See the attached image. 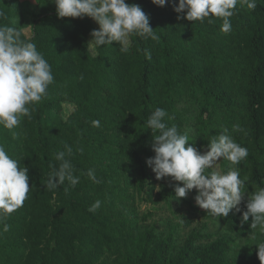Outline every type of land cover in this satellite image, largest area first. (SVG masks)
I'll return each instance as SVG.
<instances>
[{"label":"trees","instance_id":"16d2710c","mask_svg":"<svg viewBox=\"0 0 264 264\" xmlns=\"http://www.w3.org/2000/svg\"><path fill=\"white\" fill-rule=\"evenodd\" d=\"M32 1L35 9L23 0H0V26L35 43L54 77L31 119L20 117L12 130L0 125V145L28 168L30 188L21 208L0 216V264H261L257 245L264 231L242 217L249 194L264 188V0L254 10L238 2L227 33L222 18L178 19L186 13H176L172 0L164 7L126 0L150 17L158 37L130 34L127 52L116 42L90 45L93 19L59 18L54 0ZM158 107L168 126L190 130L189 143L201 152L225 130L248 149L239 164L217 162L222 173L237 168L247 178L241 211L209 215L187 195L175 197L178 182L156 179L146 161L155 156L158 132L147 120ZM65 145L80 182L48 190L59 166L55 154ZM89 169L100 183L88 177ZM96 200L100 209L89 212ZM175 204L190 205L192 217L215 229L201 223L184 235L190 218L155 220L159 210L179 213Z\"/></svg>","mask_w":264,"mask_h":264},{"label":"clouds","instance_id":"9594fccd","mask_svg":"<svg viewBox=\"0 0 264 264\" xmlns=\"http://www.w3.org/2000/svg\"><path fill=\"white\" fill-rule=\"evenodd\" d=\"M168 2L152 0L158 7H164ZM238 2L246 4L248 9L257 7L256 0H179L178 6L176 0H172V6L176 13H186V16L178 15V19L190 22H202L207 18L212 23L213 17L222 18L221 31L227 33L232 28L229 18L234 15ZM54 3L59 18L89 17L99 25V29L90 34V45L102 47L116 42L122 52H127L130 34L158 39L150 26V17L139 5H130L126 0H54ZM53 80L51 66L36 44L22 40L21 32L15 27L0 26V125L12 130L19 125L20 117L31 119L34 105L47 94ZM167 115L164 109L158 107L147 120L152 132H158L152 144L155 156L146 161L156 179L170 177L180 182L183 186L177 184L174 189L177 199L185 198L189 191L196 189L195 202L209 215L227 217L233 209L241 211L239 205L245 196L241 189L247 178L241 179L237 168L221 173L216 166L221 159L233 165L239 164L248 156V149L225 130L213 136L207 150L201 152L189 143L190 130L180 132L177 126H168L164 122ZM92 124L99 127V121L94 120ZM15 135L13 132L14 138ZM65 149L55 154L59 166L49 175L46 183L48 190L64 185L65 181L72 187L80 182V178L73 174V166L68 159L72 148L65 145ZM78 150L83 152V148ZM208 169L213 170L206 171ZM28 171L0 145V216L11 215L23 206L30 192ZM87 175L93 182L100 183L94 169H89ZM101 205L102 202L96 200L88 211L95 213ZM246 208L242 222H248L252 217L251 228L259 227L264 231V188L249 194ZM9 227L5 224L3 230L8 231ZM257 246L258 258L264 264V243Z\"/></svg>","mask_w":264,"mask_h":264},{"label":"rangeland","instance_id":"374dc122","mask_svg":"<svg viewBox=\"0 0 264 264\" xmlns=\"http://www.w3.org/2000/svg\"><path fill=\"white\" fill-rule=\"evenodd\" d=\"M23 1L25 2V4L28 7H30V9H35L36 8V5H35V3L32 0H23ZM94 25H95V30H98L99 29V25L96 22H94ZM67 109H71V106H67ZM218 166H219V164H217L216 170L221 172L220 167H218ZM178 183L181 184L180 182H178ZM197 194H198L197 190L193 189V190H191L190 193L187 194V199L190 200V202L192 201L194 207L200 208L199 206H197V204L195 202V196ZM240 206H241V204L239 205V207ZM153 207H154L153 205H149V206L144 205L142 207V209L146 210L148 208H153ZM174 208H175L174 210L178 209V210H180V212L176 213V214H173L172 211L169 210V209L159 210V211H156L155 220L156 221H160L161 219L174 218V219H176L177 222H179V221L185 222L186 218L187 219L190 218L192 220V225L190 227H188V228L185 227L183 229V234L184 235H187L188 233H190L191 230L198 228L201 223H208V224H210V227H211L212 230L215 229L210 220H204L203 218H194V217H192L191 213H189V210H191L190 205L186 204V205H183V206H178L177 204H175ZM233 210H235V209H233Z\"/></svg>","mask_w":264,"mask_h":264}]
</instances>
